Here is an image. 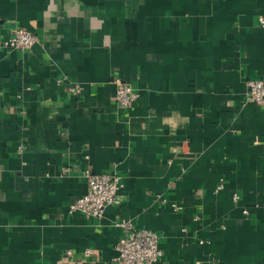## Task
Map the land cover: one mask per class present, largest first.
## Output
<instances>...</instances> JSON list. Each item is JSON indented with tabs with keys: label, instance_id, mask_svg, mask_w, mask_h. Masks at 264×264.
Here are the masks:
<instances>
[{
	"label": "crops",
	"instance_id": "0c3cea01",
	"mask_svg": "<svg viewBox=\"0 0 264 264\" xmlns=\"http://www.w3.org/2000/svg\"><path fill=\"white\" fill-rule=\"evenodd\" d=\"M260 16L264 0H0V39L39 37L0 49V264H114L122 220L159 236L156 264H264V110L244 100ZM88 169L123 182L100 219L69 211Z\"/></svg>",
	"mask_w": 264,
	"mask_h": 264
},
{
	"label": "built area",
	"instance_id": "2783aa9c",
	"mask_svg": "<svg viewBox=\"0 0 264 264\" xmlns=\"http://www.w3.org/2000/svg\"><path fill=\"white\" fill-rule=\"evenodd\" d=\"M258 23L264 28V16L258 18ZM39 41V37L26 28L18 27L12 29L4 38L0 39V49L28 52ZM59 85H65L71 92H76L79 85L67 77L57 80ZM114 101L121 109H130L139 98V94L133 87L116 78ZM244 100L246 103L255 104L264 110V79L248 80L246 82ZM25 150L24 145L18 147L19 153ZM83 177L87 182V192L69 207L70 213H80L87 218L100 219L110 206L121 203L120 190L123 188L122 178L115 170L107 173H95L85 170ZM224 188V182L218 184L215 192L218 194ZM239 196L233 195V202H237ZM178 210V208H175ZM245 215L248 211L243 212ZM117 227L123 229V236L116 245L117 255L114 264H156L163 256L159 245V236L148 229H137L130 220H122L116 223ZM201 243H203L201 241ZM92 253L90 249L85 255ZM72 251H67L65 256H72Z\"/></svg>",
	"mask_w": 264,
	"mask_h": 264
}]
</instances>
